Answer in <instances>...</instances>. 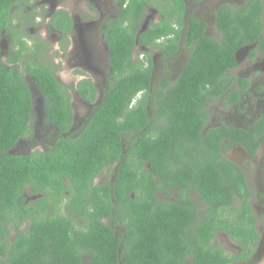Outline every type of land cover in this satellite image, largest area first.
<instances>
[{"label":"trees","instance_id":"1","mask_svg":"<svg viewBox=\"0 0 264 264\" xmlns=\"http://www.w3.org/2000/svg\"><path fill=\"white\" fill-rule=\"evenodd\" d=\"M22 1L28 0H0V28L9 25V7ZM119 1L127 5L107 40L105 93L78 128L71 95L93 104L97 93L89 81L74 90L32 57L18 63L17 54L9 66L0 56V264H232L256 249L246 170L226 152L241 146L253 158L264 116L250 129L222 123L205 131V125L209 103L232 104L238 99L232 85H248L229 74L235 52L253 44L264 50L262 0H247L234 15L221 8L219 40L204 36L191 18L187 63L173 82L167 74L156 83L151 53L140 59L133 52L174 36V15L166 9L138 34L151 3ZM172 38L160 48L166 55L176 50L178 34ZM21 71L33 78L44 122L56 131L30 154L12 153L22 139H33L32 93ZM107 169L108 180L95 184ZM26 193L36 198L28 202ZM217 231L241 253L223 249Z\"/></svg>","mask_w":264,"mask_h":264},{"label":"flooded vegetation","instance_id":"2","mask_svg":"<svg viewBox=\"0 0 264 264\" xmlns=\"http://www.w3.org/2000/svg\"><path fill=\"white\" fill-rule=\"evenodd\" d=\"M67 1H72L73 3L79 2V0ZM181 1L182 6H180L179 3L177 4L175 0H149L151 4L144 6L145 11L143 14V19H141L140 21L138 34L146 30L149 23H151H148V20H150L151 18V14L156 15V17L158 18V20L154 23H159L160 20L163 18V12H165L166 9L172 11L174 15L173 19L175 20L174 27L176 33L174 34V36L172 35L169 38H175V36L178 34L176 50L171 55H166V53L160 49L161 46H163L165 43L171 41V39L168 40L169 38H158L154 42L155 47L152 48L149 46H136V49H147L146 51L150 53L154 50H160V52L162 53V56L159 57H161L164 62L162 64V67L159 69L158 74H155L157 70L156 67H154L153 65V82L155 80V82L161 80L167 74H169L170 81L173 82L183 70L185 64L187 63L190 57V44L188 42L189 28H187V25L191 18L200 21V24L203 27L204 36L213 40H219V10L223 7H228V9L231 10L232 14L234 15L239 10V8H241L247 3V0ZM25 2L26 1H22L18 5H11L9 7V13H7L6 15L9 19V25L0 28V56L2 61L4 63H7V65L11 66L12 63H8L10 62L9 59L14 58L17 54L20 57L22 56L21 59L19 57L20 60L18 61V63H21V60L31 62L28 57H32L34 59L38 58L37 53L39 52V46L36 45L34 46L35 48H29L30 45L24 38L23 30L21 29L20 24L16 23V21L20 22L18 20V15L16 16V10H22V7H28L29 9L30 7L27 6V2L36 3V5L46 4L47 9L43 19L44 22L48 21V23L45 24V32L48 33L50 31L52 35L56 34L58 43L66 45V56L69 58V65L75 66L78 70V80L71 88L76 90L80 82L87 80L92 84V86L96 90V87L95 85H93L92 81L88 78H84L83 72L85 71L91 72L97 77H100V75H102L103 82L105 84L106 79L108 80V70L110 65V49L107 44L108 36L112 30L113 23L119 20L121 9L126 7L127 2L122 6L119 0H84L83 8L81 10H79L78 7L77 9L70 12L68 9H65L66 7H60L64 3L63 0H28L26 3ZM262 2L264 4V0H262ZM180 14H182V16L178 23V20L175 17ZM36 19L37 18L33 17L32 14H28L27 16L24 15V20H26L24 22L25 25H33V23L36 22ZM58 21H61L60 23L63 24L58 23ZM54 24L58 28H56ZM123 25H126V23L124 22ZM210 30L211 32L212 30H214L217 33V38L210 33ZM23 44L29 51H27L26 49L19 53V51L23 48ZM250 46H253V48L247 52H240L241 48L235 52L234 57L236 60V65L229 72V74L235 79V82L237 80L242 79L246 80L248 83L247 87L243 90H240V87H235L236 85H232V89H235L237 91L238 99L232 104H229L225 107H223V102L225 98H220L214 101L221 103L220 106L222 107V109L217 110L218 114L222 115L219 116V118H221L219 119V121H221L220 124L225 123L233 125L236 128H240V126H238V124L234 120L236 117H239L240 120L245 122L244 127H242V129H250L259 118L264 116V50L257 48L256 44ZM134 53L135 50L133 52V57H135ZM152 63L154 64V60ZM22 76L27 84H29V80H32L33 82V78L28 76L26 73L22 72ZM29 88L32 93V87L30 84ZM35 92V95H39L38 89ZM74 95L77 96L76 100L80 101L84 105H89V107H91L93 104H98L101 101V97L96 96L94 103L90 104L83 98L79 97L77 94ZM40 99L43 100V98ZM36 102H38V98L32 96V104L35 105ZM71 104L75 112L76 109H74L75 105L72 103V99ZM211 104L212 103H209L208 105ZM223 109H227L228 112H224ZM233 110L234 113L232 115ZM212 113L213 112L211 110H208V120L205 125V131L210 127H218L220 125L219 123L214 124L212 122V120L214 119H212ZM87 115L88 112L86 113L84 118ZM74 116H76V112L74 113ZM73 124H75V117ZM78 127L79 126H77V128ZM258 142L259 146L253 158L250 157L247 151L241 146L234 147L233 149L227 151L226 156L231 161L233 160V162L236 163L238 166L243 167L241 164H239L241 163V160L243 158L241 160L239 158L237 159L235 156L236 154L231 153H236L237 151H240L246 156V158L244 159H247V162L250 161V164H245L247 162L244 163V168L246 167L247 169H253V166L255 164L258 165L257 167L260 171H257L255 174L254 187L251 186L252 183L250 182L249 178V170L245 169L246 185L248 186L250 192L253 194V196L250 198L251 212L254 215L257 213L258 215L261 214L264 217V210L256 212L257 206H255V200L257 198L259 199L258 204L264 205V129L263 133L258 137ZM16 153L17 152L14 151V154ZM259 154H262L263 156L261 160L257 159V156ZM108 172V169L103 170L102 175L97 177L94 183L99 184L103 181H107L108 179L106 178V176ZM35 198L36 197H33V199ZM193 200L197 201V210L199 216L205 215V206L201 202L198 203V196L193 197ZM256 216L257 215H255V217ZM259 225L260 223L257 221L256 217V230L259 239L255 251L250 254L246 260L236 258L232 264H252L254 258H256L258 254H260L261 251L264 250V224L262 226ZM24 228L25 227H23L22 229ZM221 235L226 236L228 240L226 243H220L219 240ZM214 239L223 249H225L227 252L234 256H237V253H241L242 251V248L235 244L232 239L229 238L228 235L223 231H217ZM212 243L213 242H211V244Z\"/></svg>","mask_w":264,"mask_h":264},{"label":"rangeland","instance_id":"3","mask_svg":"<svg viewBox=\"0 0 264 264\" xmlns=\"http://www.w3.org/2000/svg\"><path fill=\"white\" fill-rule=\"evenodd\" d=\"M63 1L64 3L60 7H63V8L66 7L65 9H68L69 12L77 9L78 7H79V10H81L84 4V0H79L78 3H73L72 1H67V0H63ZM27 6H29L31 9L30 8L28 9V7H22V10H19V9L16 10V16L18 15V20L20 21V22L16 21V23L20 24V27L23 30L24 38L27 40L28 44L30 45L29 48H35L34 46L36 45L39 46L38 47L39 52L37 53L38 58L36 59V61L44 63L46 66L51 68L55 72L59 80H61L65 85L72 87L78 80V77H79L78 76L79 74H77L78 70L75 66L69 65L70 63L68 61L69 58L66 56V45L62 43H58L56 34L52 35L50 31L48 33L45 32V27H46L45 24L48 23V21L44 22V19H43L44 14L47 9L46 4L36 5V3L27 2ZM28 14H32L33 17L37 18L36 22H34L33 25H30V24L25 25L24 23L26 21L24 20V15L27 16ZM151 18L150 20H148V23L152 21L156 22L158 20V18L154 14H151ZM210 33L217 38V33L214 30H212V32L210 30ZM146 50L147 49L142 50V49L135 48L134 54L135 56L139 55V58L142 59L143 57L142 53ZM151 53H152L151 54L152 62L154 60L153 65L154 67H156V70H157L155 74H158V71L162 67V64L164 62V60L161 59V57H159V56H162V53L160 52V50L159 51L154 50ZM83 74H84L83 75L84 78L90 79L93 85H95L96 93H97L96 96L101 97L102 99L105 93V84L108 83V80L106 79V82L104 84L102 75H100V77H97L96 75H93L91 72H88V71L83 72ZM29 84L32 87V96L38 98V102H36L35 105L33 104L32 118H31L32 120L31 125L33 127V139L32 140H28L26 138L22 139L21 142H19L17 146L13 149V153L15 151L17 153L30 154L33 151L42 150L43 144L46 143L48 139L50 138L52 139L56 136L55 129L52 126L48 125L46 122H44L45 121L44 120L45 112L43 108L44 101L40 99L42 98L40 93L39 95L38 94L35 95L36 93L35 91L37 89H36L35 84L32 82V80H29ZM76 98H77L76 95L74 94L71 95L72 103L75 105L74 109H76L75 110L76 112L75 124L77 126H80L84 120L83 119L84 116L86 115L88 111H90V109L93 107L94 104L91 107H89V105L82 104L80 101L76 100ZM225 102L226 100H224L223 103ZM220 105L221 103L216 101V102H213L211 105L207 106L208 109L213 112L212 119L213 118L214 119L212 120V122L214 124H218V123L220 124L221 122L219 121V119H221L219 118V116H222V115L218 114V111H217V110L222 109ZM223 107L225 106L223 105ZM223 111L228 112L227 109L226 110L223 109ZM233 113H234V110L232 112V115ZM234 120L236 121L238 126H240V128L244 127L245 122L240 120L239 117H236ZM231 153L236 154L235 156L237 159L239 158L241 160L243 158L241 160V163H239L243 167L245 164H250V161L247 162V159H244L246 158V156L242 154L240 151H237L236 153H233V152ZM262 157H263L262 154H259L257 156V159L261 160ZM257 166L258 165L255 164L253 166V169H247L245 167L246 170H249L248 171L249 178H250V182L252 183L251 185L252 187H254L255 185L254 184L255 174L257 171H260ZM25 196L28 202L32 201L34 197V196L28 195L27 193L25 194ZM258 202H259V199L257 198L255 200V203H256L255 206H257L256 212L263 211L264 205L258 204ZM255 215H257L256 216L257 221L260 223L259 226H262L264 224V217L261 214L258 215L257 213ZM219 241L220 243L221 242L226 243L228 240L225 235H221ZM252 262H253L252 264H264V250H262L261 253L258 254V256L254 258Z\"/></svg>","mask_w":264,"mask_h":264},{"label":"water","instance_id":"4","mask_svg":"<svg viewBox=\"0 0 264 264\" xmlns=\"http://www.w3.org/2000/svg\"><path fill=\"white\" fill-rule=\"evenodd\" d=\"M253 48V46H246V47H244V48H241L240 50V52H247V51H249V50H251Z\"/></svg>","mask_w":264,"mask_h":264}]
</instances>
